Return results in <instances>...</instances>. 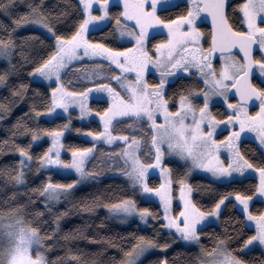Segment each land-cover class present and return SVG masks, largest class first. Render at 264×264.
Segmentation results:
<instances>
[{
	"label": "snow or ice",
	"instance_id": "obj_1",
	"mask_svg": "<svg viewBox=\"0 0 264 264\" xmlns=\"http://www.w3.org/2000/svg\"><path fill=\"white\" fill-rule=\"evenodd\" d=\"M0 127V264H264V0H0Z\"/></svg>",
	"mask_w": 264,
	"mask_h": 264
},
{
	"label": "trees",
	"instance_id": "obj_2",
	"mask_svg": "<svg viewBox=\"0 0 264 264\" xmlns=\"http://www.w3.org/2000/svg\"><path fill=\"white\" fill-rule=\"evenodd\" d=\"M182 6V4H181ZM155 38L158 40V39H163L164 38V35H156ZM155 77L150 75L149 76V80L150 81H154ZM90 103L93 105V106H96L97 102L95 99H92L90 101ZM217 109H219L220 111H223V106L222 105H215L213 111H216ZM26 110V109H25ZM75 114V113H74ZM16 115H19V113H16ZM9 122H11V119L9 120ZM57 123L59 121H56ZM41 123H46V121H41ZM74 125L75 126H78V127H97V121L95 120H91V122H87V123H82L80 121H74ZM7 133L4 131V129L2 127H0V137H4L6 136ZM69 140H71L72 142L74 143H78V144H86L88 142V140L84 139V138H78V134H76L74 131L72 132V134L69 136ZM245 143L250 145L252 148H255L256 147V143L251 140V139H245ZM36 150H39L38 148ZM63 178V177H61ZM151 181L153 183H158L159 180L157 177L155 176H151ZM193 181L194 182H197V181H203L204 183H208L209 181L206 179L205 176L203 175H194L193 177ZM111 181H108V180H105L104 183L105 184H108L110 183ZM121 181L120 180H117L116 183H120ZM247 183V182H246ZM98 215L101 217V218H104L106 216V211L105 210H101ZM82 217L80 216H70L69 218H67L65 221H64V224H63V227L65 229H68V228H72L74 225L76 224H79L82 222ZM107 223V221H106ZM137 223L138 221H133L132 222V227L130 228H125L123 226H121L119 223H117L116 221H113L111 222V229H112V232L115 233L116 231H119L121 233H124L125 231H134L137 227ZM145 227V230H147V227L148 226H144ZM152 257H149L148 259H151ZM145 264H147V261H145Z\"/></svg>",
	"mask_w": 264,
	"mask_h": 264
},
{
	"label": "rangeland",
	"instance_id": "obj_3",
	"mask_svg": "<svg viewBox=\"0 0 264 264\" xmlns=\"http://www.w3.org/2000/svg\"><path fill=\"white\" fill-rule=\"evenodd\" d=\"M172 2H177V0H172ZM158 32H159V34L158 35H164L165 33H166V29H159L158 30ZM257 55H258V52H257ZM92 99H90V101H91ZM89 101V102H90ZM217 104H219V105H222V103H217ZM216 104V105H217ZM223 106V105H222ZM224 107V106H223ZM77 111H78V109H77ZM63 115V114H62ZM91 120H95V121H97L96 119H91ZM89 121V118H86L82 123H87ZM84 139H86V140H89L90 138H84ZM245 139H251V140H253L254 141V137H253V135H249L247 138H245ZM255 142V141H254ZM256 143V142H255ZM197 175V174H196ZM198 175H203V176H205L206 177V174H204V173H200V174H198ZM152 176H155V177H157L158 178V176H159V171L158 170H156L155 172H153L152 173ZM175 195V197H176V200H178V192L177 193H175L174 194ZM176 200H174V207H175V204H176ZM178 210V209H177ZM106 211V210H105ZM136 221H138V220H136ZM117 223H119L118 221H116Z\"/></svg>",
	"mask_w": 264,
	"mask_h": 264
},
{
	"label": "flooded vegetation",
	"instance_id": "obj_4",
	"mask_svg": "<svg viewBox=\"0 0 264 264\" xmlns=\"http://www.w3.org/2000/svg\"><path fill=\"white\" fill-rule=\"evenodd\" d=\"M252 110L254 111L255 110V107H253Z\"/></svg>",
	"mask_w": 264,
	"mask_h": 264
}]
</instances>
